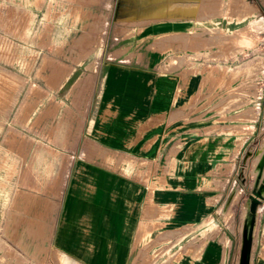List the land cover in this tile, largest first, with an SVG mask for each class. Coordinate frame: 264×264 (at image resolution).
<instances>
[{
	"label": "crops",
	"instance_id": "obj_1",
	"mask_svg": "<svg viewBox=\"0 0 264 264\" xmlns=\"http://www.w3.org/2000/svg\"><path fill=\"white\" fill-rule=\"evenodd\" d=\"M102 1L81 4L86 19L72 18L68 27L100 28ZM118 1V10H113L114 0L105 10V15L116 11V23L132 5L148 9L154 4ZM166 2L193 8L151 20L162 29L160 34H147L152 37L145 38L144 51L129 52L121 65L106 71L88 107L96 113L86 124L81 149L77 155H60L78 159L59 166L56 174L64 181L49 187L61 191L51 221L53 249L69 258V264H231L225 232L231 214H226L253 155L248 151L257 149L255 181L264 138L256 141L264 130V115L258 103H232L234 86L214 83L206 63L190 57L189 65L168 61L201 51L196 40L201 43L207 36L196 39L192 33L263 30L264 0ZM75 3L68 5L78 7ZM151 22L139 27L148 29ZM257 77L256 88L239 90L242 99L250 100V92L259 91L263 73ZM187 237L194 244L179 245ZM168 239L180 240L169 245ZM240 247L241 241L239 252ZM258 259L264 264V246Z\"/></svg>",
	"mask_w": 264,
	"mask_h": 264
},
{
	"label": "rangeland",
	"instance_id": "obj_2",
	"mask_svg": "<svg viewBox=\"0 0 264 264\" xmlns=\"http://www.w3.org/2000/svg\"><path fill=\"white\" fill-rule=\"evenodd\" d=\"M71 1L0 0V264H69V258L55 252L54 237H50L61 191L49 187L64 181L56 174L59 166L74 165L78 160L62 156L70 151L77 155L81 149L86 124L96 113L88 107L93 106L106 71L121 65V58L129 52L144 51L145 38L152 37L147 34H160L162 29L151 20L193 8L167 0H143L154 4L148 9L132 5L116 23V11L105 15L113 0H103V24L86 30L68 25L72 18L86 19L81 4L87 7V0H73L78 7L68 5ZM114 2L113 10H118L122 3ZM145 22L154 25L139 27ZM258 31L205 29L203 35L192 33L197 34L196 39L207 36L201 37V43L196 40L201 51L180 57L173 54L168 62L188 64L190 57L206 63L214 83L234 86L232 103H258L264 115V29ZM258 72L263 73L258 83L261 88L250 92V100L242 99L239 90L256 88ZM262 138L264 130L256 144ZM256 151H248L247 155H253L247 159L241 188L226 214H231L225 224L231 264H237L241 229L249 213ZM256 206L250 264L259 263V250L264 246V195ZM179 240L168 239L169 245ZM183 244L192 246L193 238L183 239L179 245Z\"/></svg>",
	"mask_w": 264,
	"mask_h": 264
},
{
	"label": "bare ground",
	"instance_id": "obj_3",
	"mask_svg": "<svg viewBox=\"0 0 264 264\" xmlns=\"http://www.w3.org/2000/svg\"><path fill=\"white\" fill-rule=\"evenodd\" d=\"M260 154V155H259ZM257 155L260 159L254 169L255 181L254 189L252 195L248 199L249 201V213L242 226L241 234V247L239 252V262L238 264H250L251 256V245H252V235L254 229L255 221V209L258 203V199L264 195V142L258 149ZM79 166V165H78ZM77 166V167H78ZM89 167V166H88ZM89 174V173H88ZM91 175V174H90ZM97 181V180H96ZM95 185V184H94ZM96 187V186H95ZM96 190V189H95ZM115 190V189H114ZM85 193V191H84ZM87 193V191H86ZM89 194V193H88ZM92 194V193H91ZM110 194V193H109ZM116 194V193H115ZM80 195V194H79ZM81 196V195H80ZM73 198V197H72ZM69 199V198H68ZM94 200V199H93ZM88 201V200H87ZM90 204V203H89ZM67 206V205H66ZM90 206V205H89ZM78 207V205H77ZM84 208V207H83ZM65 209V208H64ZM92 211V210H91ZM75 213V212H74ZM73 213V214H74ZM79 213V212H78ZM96 214V213H95ZM75 215V214H74ZM68 223V222H67ZM69 224V223H68ZM96 226V225H95ZM66 232V231H65ZM62 233V232H61ZM64 234V233H63ZM66 234V233H65ZM60 235V234H59ZM60 237V236H59ZM66 238V237H65ZM68 238V237H67ZM63 240V239H62ZM61 240V241H62ZM65 240V239H64ZM74 241V240H73ZM72 241V242H73ZM64 242V241H63ZM71 242V241H70ZM65 243V242H64ZM64 246V245H63ZM94 251V250H93Z\"/></svg>",
	"mask_w": 264,
	"mask_h": 264
},
{
	"label": "water",
	"instance_id": "obj_4",
	"mask_svg": "<svg viewBox=\"0 0 264 264\" xmlns=\"http://www.w3.org/2000/svg\"><path fill=\"white\" fill-rule=\"evenodd\" d=\"M260 198H262V196Z\"/></svg>",
	"mask_w": 264,
	"mask_h": 264
}]
</instances>
